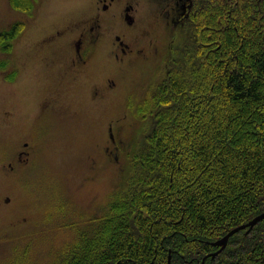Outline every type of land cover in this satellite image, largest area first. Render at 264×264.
Listing matches in <instances>:
<instances>
[{
	"label": "rangeland",
	"instance_id": "374dc122",
	"mask_svg": "<svg viewBox=\"0 0 264 264\" xmlns=\"http://www.w3.org/2000/svg\"><path fill=\"white\" fill-rule=\"evenodd\" d=\"M29 1L0 0V33L17 31L0 42V264H53L103 214L195 9L142 0L137 29L93 34L87 0Z\"/></svg>",
	"mask_w": 264,
	"mask_h": 264
},
{
	"label": "trees",
	"instance_id": "16d2710c",
	"mask_svg": "<svg viewBox=\"0 0 264 264\" xmlns=\"http://www.w3.org/2000/svg\"><path fill=\"white\" fill-rule=\"evenodd\" d=\"M198 1L127 175L53 264H264V219L212 255L264 211V0Z\"/></svg>",
	"mask_w": 264,
	"mask_h": 264
},
{
	"label": "flooded vegetation",
	"instance_id": "af4514ba",
	"mask_svg": "<svg viewBox=\"0 0 264 264\" xmlns=\"http://www.w3.org/2000/svg\"><path fill=\"white\" fill-rule=\"evenodd\" d=\"M88 1V13L87 17L88 21H95L93 25H88L85 27H89L85 30H90L96 32L101 31L102 24L104 26H109L111 28L114 27L116 22H119L122 28L126 30H135L138 27V18H137V4L142 0H87ZM190 1V0H189ZM143 2V1H142ZM148 2V0H146ZM173 5L181 4L183 0H170ZM145 4V1L143 2ZM134 14V18L131 16ZM123 15V16H122ZM135 42L138 43L137 38ZM119 47L122 50H126V44L123 42L119 43Z\"/></svg>",
	"mask_w": 264,
	"mask_h": 264
},
{
	"label": "water",
	"instance_id": "95a60500",
	"mask_svg": "<svg viewBox=\"0 0 264 264\" xmlns=\"http://www.w3.org/2000/svg\"><path fill=\"white\" fill-rule=\"evenodd\" d=\"M262 219H264V211L261 212L260 214L254 216L251 220H249L247 223L242 224L240 226H237L231 230H229L221 239L217 240L216 242H214V245L219 246V251H221L227 244L228 238L234 234L235 232L241 230V229H247V231L251 230L253 226L256 225V223H258L259 221H261ZM217 252L213 253L212 255H215ZM168 264H170V255L168 257ZM201 264H204V260L202 261Z\"/></svg>",
	"mask_w": 264,
	"mask_h": 264
}]
</instances>
